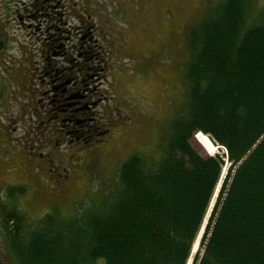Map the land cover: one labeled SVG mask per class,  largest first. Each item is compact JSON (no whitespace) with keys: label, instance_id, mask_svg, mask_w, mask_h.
Listing matches in <instances>:
<instances>
[{"label":"trees","instance_id":"1","mask_svg":"<svg viewBox=\"0 0 264 264\" xmlns=\"http://www.w3.org/2000/svg\"><path fill=\"white\" fill-rule=\"evenodd\" d=\"M253 5L222 0L189 27L186 96L157 161L131 152L112 187L71 218L4 220L17 264H188L225 167L192 264H264V9ZM200 131L225 151L200 152Z\"/></svg>","mask_w":264,"mask_h":264},{"label":"rangeland","instance_id":"2","mask_svg":"<svg viewBox=\"0 0 264 264\" xmlns=\"http://www.w3.org/2000/svg\"><path fill=\"white\" fill-rule=\"evenodd\" d=\"M221 1L61 0V4L68 8L66 16L69 14L68 19L72 24L82 26L84 31L88 24L93 25L91 31L102 46L99 52L113 69L108 88L113 93L110 104L118 110L110 119L113 124L112 146L107 147L102 158L100 156L97 171L91 172L90 165L78 171L73 170L70 184L63 183L61 189L54 184L55 177L52 174L49 175L42 168L32 167L23 156L22 149L27 142L21 140L22 145L17 140L23 134L27 138L26 127L16 135L12 129L19 122L6 128L4 135L0 131V264H17L15 258L7 253L4 242L5 219L9 223L13 221L11 223L15 225L18 217L22 216L32 226L53 211H58L62 217L71 218L98 194L109 190L118 178L117 172L122 161L131 152L143 153L146 157L158 160L162 151L159 135L162 130L166 132L163 127L177 114V106L186 96L182 68L189 58V27L204 20L203 17L214 11ZM33 2L0 0V41L3 42L0 71H6L0 73V127L5 126V117L2 118L1 112L8 110L11 113L7 114L9 122L23 120L27 115V103L22 101L25 96L23 83L13 80L11 76H14L13 72H18L21 78L30 67L26 55L32 53L31 57H35V38L38 35H33L24 26L30 23L25 15L34 11ZM253 6L258 14L259 10L264 9V0H254ZM144 56L149 62H154L152 68L145 65ZM18 105L21 106L20 111ZM195 136L193 143L200 152L211 156L225 151L217 145L218 151L210 154ZM56 155V164L64 159L60 165L65 166L67 158ZM83 155L88 160V155ZM66 157L69 159L70 154H66ZM223 172L225 175L226 171ZM221 183L216 188L200 237L196 241L197 247L194 246L197 249H193L192 256L200 247L198 243L204 235ZM10 186L22 188L24 192L12 196L8 193Z\"/></svg>","mask_w":264,"mask_h":264},{"label":"flooded vegetation","instance_id":"3","mask_svg":"<svg viewBox=\"0 0 264 264\" xmlns=\"http://www.w3.org/2000/svg\"><path fill=\"white\" fill-rule=\"evenodd\" d=\"M32 5L34 11L25 15L30 23L24 26L38 35L35 57H31L32 53L26 55L30 67L21 78L18 72L11 76L23 83L22 101L27 103V115L23 120L9 122L7 114L11 113L1 112L5 126L0 131L4 135L6 128L19 122L12 129L16 135L26 127L27 138L23 134L17 140L19 144L21 140L27 142L23 156L32 167L52 174L54 184L62 189L63 183L70 184L73 170L90 165L91 172L97 171L100 156L112 146L111 120L118 110L110 104L113 93L108 88L113 69L99 52L102 46L91 31L92 24L85 31L82 26L72 24L69 14L66 16L68 8L61 0H34ZM144 61L153 67L154 62H149L146 56ZM56 153L67 158L65 166L60 165L64 159L56 164ZM84 153L88 160L84 159ZM66 154H70V160Z\"/></svg>","mask_w":264,"mask_h":264},{"label":"bare ground","instance_id":"4","mask_svg":"<svg viewBox=\"0 0 264 264\" xmlns=\"http://www.w3.org/2000/svg\"><path fill=\"white\" fill-rule=\"evenodd\" d=\"M195 137L198 140V142L201 143L204 146V148H206L209 151L210 154L218 151V147L203 132L201 131L198 132ZM194 245L197 247L196 243ZM196 247L194 248V251L197 249Z\"/></svg>","mask_w":264,"mask_h":264},{"label":"water","instance_id":"5","mask_svg":"<svg viewBox=\"0 0 264 264\" xmlns=\"http://www.w3.org/2000/svg\"><path fill=\"white\" fill-rule=\"evenodd\" d=\"M219 148H222V147H219Z\"/></svg>","mask_w":264,"mask_h":264}]
</instances>
